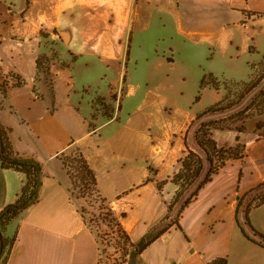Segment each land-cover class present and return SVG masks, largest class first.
<instances>
[{
	"label": "crops",
	"instance_id": "1",
	"mask_svg": "<svg viewBox=\"0 0 264 264\" xmlns=\"http://www.w3.org/2000/svg\"><path fill=\"white\" fill-rule=\"evenodd\" d=\"M255 11L264 13V0H0V71L26 80L10 86L0 120L11 128L16 152L42 166L37 201L11 226L20 229L8 264H99V235L72 196V180L59 157L73 146L85 153L115 214L127 213L122 224L135 243L152 239L176 218L198 183L169 211L179 188L171 179L187 144L202 151L196 139L201 121L243 109L264 81L233 111L202 120L196 117L207 108L201 106L204 95L214 104L224 89L207 86L197 102L198 92L188 100L183 86L200 87L207 74L221 81L256 74L264 59V14H249ZM43 30L59 37L50 81L37 69L39 54L47 52ZM80 72L97 74L77 90ZM112 95L114 116L99 115L91 130L93 103ZM259 122L264 113L213 131L220 146L239 138L247 152L254 149L257 180L247 181L248 154L229 161L183 211L182 229L174 224L143 252L133 248L125 264H208L220 257L229 264H264V247L242 230L259 239L246 220V194L264 181ZM218 131L231 132L232 141H221ZM237 161L245 170L240 183L239 172L224 174ZM207 171L208 166L201 179ZM165 179L160 191L158 182ZM25 181V173L0 165V211L18 199ZM249 215L264 233V203L252 206Z\"/></svg>",
	"mask_w": 264,
	"mask_h": 264
},
{
	"label": "trees",
	"instance_id": "2",
	"mask_svg": "<svg viewBox=\"0 0 264 264\" xmlns=\"http://www.w3.org/2000/svg\"><path fill=\"white\" fill-rule=\"evenodd\" d=\"M250 15H263V12H249ZM53 33H58L55 29ZM51 33L43 30L42 36L49 38ZM53 56L48 52H42L39 54L37 59L38 74L44 73L46 77L51 74ZM259 68L261 70L259 71ZM18 81L14 83L15 86H22L26 83V80L16 75ZM264 81V59L258 63V70L256 74L249 80L235 81V80H219L214 74H207L203 77L196 101L198 102L202 98L203 89L207 86H211L216 89L223 88L225 93L223 97L216 103L208 106L205 110L197 114L196 119L202 120L205 116L217 113L231 112L238 105H240L254 90L258 89ZM10 84L8 82V75L0 71V103L7 98L9 93ZM117 96L112 95L111 100L107 97L99 96L93 103L94 112L90 120V128L93 130L96 127V120L99 115H103L106 118H112L116 112V101ZM120 107V104H119ZM264 113V87L253 97L251 102L243 109L233 111L230 114L211 120H202L200 126L196 131V139L198 145L201 148V152H198L190 148L187 144V149L183 157L180 158L181 167L172 176V181L179 185L178 190L169 204V211H172L174 206L182 200L187 191L195 184L198 183L197 188L189 195L179 210V213L166 228L161 230L158 235L149 240H144L142 243H135L131 238L129 232L124 228L122 224V217L127 215L123 212L119 217L115 214L113 207L108 202L107 198L104 197L98 187V179L94 169L91 167L85 153L79 146H75V150L64 151L59 157L62 159L65 168L72 180L71 194L74 197H85L87 194H95L96 200L101 202V210L107 209L105 213V219L109 220V226H114L117 229L119 235L117 239L118 249L120 251L119 257L115 259L112 264H125L131 250L134 248L137 252H143L156 238L164 234L168 228L172 225H177L178 228L182 229L180 224V217L183 211L193 202L198 196L201 189L210 181L213 180L214 176L224 168L229 161L232 160H244L247 157L246 145L237 139V143L232 146H220L217 140L213 136L214 129H231L234 124L247 119L248 117L255 116L257 114ZM194 123V121H193ZM264 122L257 124L258 128H262ZM242 126L240 130H243ZM11 128L7 127L0 120V165L3 168H14L26 174V181L22 188V191L18 199L8 204L0 211V264H8L11 257L14 245L19 235V224L15 229H12V225L17 222L21 214L29 208V203L37 201L39 197V191L42 184V166L39 161L31 157H24L19 155L13 145L11 139ZM70 149V148H69ZM68 149V150H69ZM203 152V153H202ZM208 166V171L203 179H201L203 172ZM244 176L243 168L239 171L238 182L240 183ZM153 177H149L152 180ZM168 179L158 182V188L163 191ZM264 186V181L253 187L246 195L251 194L256 189ZM79 189L80 194H75V191ZM245 195V196H246ZM264 203V194L261 195L255 204L249 203L246 209V220L247 223L252 227L255 236L259 239L252 238L246 233L245 235L257 242L259 245L264 247V233L257 230L250 219V209L252 206H259ZM242 204V199L239 203V207ZM80 211L85 217L86 222L90 225L87 220L85 209L79 206ZM114 225H113V224ZM113 232H115V229ZM99 264H102V255L99 257ZM208 264H229L227 257H220L210 261Z\"/></svg>",
	"mask_w": 264,
	"mask_h": 264
},
{
	"label": "rangeland",
	"instance_id": "3",
	"mask_svg": "<svg viewBox=\"0 0 264 264\" xmlns=\"http://www.w3.org/2000/svg\"><path fill=\"white\" fill-rule=\"evenodd\" d=\"M59 41V37L55 38H48L44 40V47L43 51L50 52L51 55L54 57L55 56V51H56V44ZM261 68H259V71ZM44 74V73H42ZM97 73H84L80 72L78 75V80L76 81V86L75 89L81 90L83 85L85 84L84 81L86 78L90 75L92 78H94V75ZM46 77V76H45ZM47 81H50V77H46ZM198 84L194 82H190L186 84V86H183V91L184 92V98L186 99H191L196 96V93L198 92ZM213 97H209L207 94L204 95L202 99L201 106L206 108L212 104V99ZM111 100V97L108 98ZM117 101V99H116ZM114 101V104L116 103ZM246 102L242 105L241 108L245 107ZM240 109V108H239ZM213 117V115H208L204 119H209ZM200 121H197V123L194 124V127L199 124ZM249 125L252 126V122H249ZM217 136L219 139L226 144H229L232 140V134L231 132L228 131H218ZM75 146L71 147L69 150H67L69 153L71 151L75 150ZM203 153V152H202ZM248 154V162L246 165L248 174H247V181L249 183H252L257 180L258 174L257 172L251 170V168L254 167V165L258 164V157L254 151L253 148L250 149V151L247 152ZM243 168V166L240 165V162H233L229 164L226 169L224 170V174L227 175H238L239 169ZM245 171V170H244ZM75 194H80V190L77 189L75 191ZM264 194V186L256 189L253 191L249 196H248V201L251 202V204H255L259 197ZM76 198V201L80 207L83 206L85 209V214L87 217V220L89 221L90 225L93 227V229L98 233L99 235V240H100V252H99V257L100 254L102 255V264H112L115 262V259L119 257L120 251L117 248V239L119 237L117 233V229L114 228V226L110 227L109 226V220L105 219V213L108 211L107 209L101 210L100 205L101 202L96 200V195L93 194H87L85 197H77L76 195L74 196ZM177 217V216H176ZM176 219V218H175ZM167 223V222H166ZM113 224V223H112ZM114 225V224H113ZM115 229V232H113V229Z\"/></svg>",
	"mask_w": 264,
	"mask_h": 264
},
{
	"label": "built area",
	"instance_id": "4",
	"mask_svg": "<svg viewBox=\"0 0 264 264\" xmlns=\"http://www.w3.org/2000/svg\"><path fill=\"white\" fill-rule=\"evenodd\" d=\"M18 81V78L16 75H10L8 76V82L10 84V86L13 84V83H16Z\"/></svg>",
	"mask_w": 264,
	"mask_h": 264
},
{
	"label": "water",
	"instance_id": "5",
	"mask_svg": "<svg viewBox=\"0 0 264 264\" xmlns=\"http://www.w3.org/2000/svg\"><path fill=\"white\" fill-rule=\"evenodd\" d=\"M34 203V201L30 202L29 205L31 206Z\"/></svg>",
	"mask_w": 264,
	"mask_h": 264
}]
</instances>
